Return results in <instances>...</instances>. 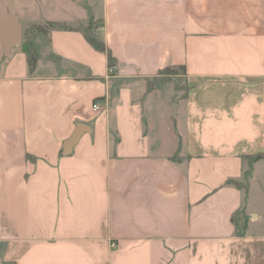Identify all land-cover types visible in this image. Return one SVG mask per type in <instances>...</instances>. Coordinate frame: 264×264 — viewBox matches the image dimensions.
I'll return each mask as SVG.
<instances>
[{
  "label": "crops",
  "instance_id": "0c3cea01",
  "mask_svg": "<svg viewBox=\"0 0 264 264\" xmlns=\"http://www.w3.org/2000/svg\"><path fill=\"white\" fill-rule=\"evenodd\" d=\"M0 8V264H264V0Z\"/></svg>",
  "mask_w": 264,
  "mask_h": 264
},
{
  "label": "water",
  "instance_id": "95a60500",
  "mask_svg": "<svg viewBox=\"0 0 264 264\" xmlns=\"http://www.w3.org/2000/svg\"><path fill=\"white\" fill-rule=\"evenodd\" d=\"M23 32V25L20 21L11 13L5 14L0 8V41L3 44L6 54H10L14 47L22 43ZM89 128L90 127L85 123H78L72 136L65 141L62 153L64 155L70 154L82 134L86 130H89Z\"/></svg>",
  "mask_w": 264,
  "mask_h": 264
},
{
  "label": "trees",
  "instance_id": "16d2710c",
  "mask_svg": "<svg viewBox=\"0 0 264 264\" xmlns=\"http://www.w3.org/2000/svg\"><path fill=\"white\" fill-rule=\"evenodd\" d=\"M93 23L91 22L88 26H86L83 30L84 35L86 36L87 40L90 42V44H92V46L98 50H106V45L104 43V40L100 37V35L98 33H96L93 30ZM50 27H61L59 24L56 23H47L45 25H34L30 28L26 29V38L23 41V43L21 44L23 49L25 50V52L28 54V60H29V64H30V70L33 72L38 59H39V54L35 45V35L39 32H47L48 28ZM108 56H109V63L110 65H114V58L112 56V54L110 53V51H108ZM175 68H171V67H167L164 70H162V73H172V71ZM260 156V155H258ZM257 156V157H258Z\"/></svg>",
  "mask_w": 264,
  "mask_h": 264
},
{
  "label": "rangeland",
  "instance_id": "374dc122",
  "mask_svg": "<svg viewBox=\"0 0 264 264\" xmlns=\"http://www.w3.org/2000/svg\"><path fill=\"white\" fill-rule=\"evenodd\" d=\"M76 11H78L79 13L81 12V9H78V10H76ZM27 28H29V26H23V30H24V32H23V41L25 40V38H26V29ZM23 41H22V43H23ZM21 43V44H22ZM20 44V45H21ZM19 46V45H18ZM17 47V46H16ZM16 47H14V48H16ZM13 50V49H12ZM15 50V49H14ZM14 50H13V52H14ZM11 53V52H10ZM4 54L7 56V57H9L10 56V54H6L5 52H4ZM5 63V62H4ZM5 65V64H4ZM176 73H179V74H181L182 73V69L181 68H175L173 71H172V73H170V74H172L173 75V77L174 78H176L175 77V74ZM164 74H169V73H164ZM166 78H169V77H167V76H165V75H163V76H160V77H158L156 80H154V82H158L159 80H164V79H166ZM179 79H181V76L180 77H178ZM172 92V89H171V86H169V87H165L163 90H162V96L163 97H166V98H168V97H170V93Z\"/></svg>",
  "mask_w": 264,
  "mask_h": 264
},
{
  "label": "built area",
  "instance_id": "2783aa9c",
  "mask_svg": "<svg viewBox=\"0 0 264 264\" xmlns=\"http://www.w3.org/2000/svg\"><path fill=\"white\" fill-rule=\"evenodd\" d=\"M111 70H113V68H111ZM93 107L95 110H98L100 108V106L97 102H94ZM112 245H114V244H112Z\"/></svg>",
  "mask_w": 264,
  "mask_h": 264
}]
</instances>
